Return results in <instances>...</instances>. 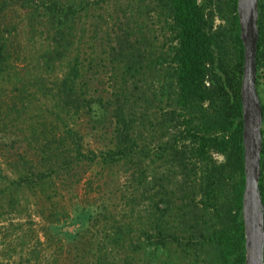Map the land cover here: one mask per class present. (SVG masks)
Instances as JSON below:
<instances>
[{
    "label": "trees",
    "instance_id": "1",
    "mask_svg": "<svg viewBox=\"0 0 264 264\" xmlns=\"http://www.w3.org/2000/svg\"><path fill=\"white\" fill-rule=\"evenodd\" d=\"M18 1L27 9L29 26L45 17L49 30H53L41 54V64L50 67V63L70 55L61 76L51 82L54 105L65 114L109 113L110 123L116 126L110 124L111 147L97 153H82L77 133L62 124H31L17 135L0 134V215L6 208L7 212H15L19 202H28L29 196L35 207L40 205L39 210L41 205L51 204L60 196L57 183L64 186L69 181H80L78 175L86 171L80 160L87 168L93 164L101 168L129 165L124 183L128 182L130 188L124 199L152 208V231L145 241L155 256L167 258V263L190 251L199 257L200 264H243L244 175L239 101L242 45L236 0H155L167 14L173 43L163 85L173 133L156 147L155 160L150 162L157 164L151 171L141 162V155L148 158L149 154L139 149L132 137L133 117L125 106V79L112 90L113 100L110 95L95 94L92 79L85 75L78 55H71V31L79 11L86 8L84 2L40 1L38 12L35 0H15ZM98 1L105 0H95ZM6 6V1L0 2V19ZM256 26L255 88L262 115L257 185L264 228V0H257ZM3 28L7 26L0 22V81L4 76L3 87L27 105L31 94L27 89L33 82L12 71L7 63L8 43L1 34ZM93 59L86 63L87 70L93 68ZM97 61L101 63L102 59ZM16 143L20 149L17 152L12 151ZM67 201L70 217L63 208L55 211L49 221L51 230L66 222L82 228L93 217L91 203ZM63 235L73 241L79 230Z\"/></svg>",
    "mask_w": 264,
    "mask_h": 264
},
{
    "label": "rangeland",
    "instance_id": "2",
    "mask_svg": "<svg viewBox=\"0 0 264 264\" xmlns=\"http://www.w3.org/2000/svg\"><path fill=\"white\" fill-rule=\"evenodd\" d=\"M4 1L8 6L3 9L0 22L7 26L1 32L8 43L7 63L12 71L33 83L27 89L31 94L26 105L20 96L7 92L2 77L0 134L13 136L25 131L28 125L51 122L74 130L82 153L86 150L97 153L111 147L110 124L116 125L110 123L109 113L105 116L65 114L54 105L51 82L61 76L70 55L50 63V67L41 64V54L47 49L53 31L49 30L45 17L29 26L27 9L19 6L21 1ZM40 1L46 0H35L38 12H41ZM55 1L84 2L86 8L79 11L71 31V55H78L85 75L92 79L95 94L110 95L113 100L112 90L125 79L123 84L128 96L125 106L133 117L132 137L137 147L149 154L148 158L141 155V162L151 171L157 164L150 162L155 160L156 147L173 133L163 88L173 44L165 10L155 0ZM91 57L93 68L87 70L86 63ZM17 148L16 143L12 151L20 150ZM83 163L80 160L86 171L78 175L80 181H69L64 186L57 183L60 196L51 204L45 203L39 210L40 205L35 207L34 199L29 196L28 202H19L15 212H7L6 208L0 215V264H200L199 257L190 251L182 252L179 260L167 263V258L151 252L145 236L152 231V208L130 204L124 199L130 188L128 182L124 183L130 173L129 165L101 168L93 164L87 168ZM68 199L81 205L91 203L93 217L82 228L66 222L51 230L49 221L55 211L63 208L70 217ZM75 230H79V235L73 241L64 237L63 234Z\"/></svg>",
    "mask_w": 264,
    "mask_h": 264
},
{
    "label": "water",
    "instance_id": "3",
    "mask_svg": "<svg viewBox=\"0 0 264 264\" xmlns=\"http://www.w3.org/2000/svg\"><path fill=\"white\" fill-rule=\"evenodd\" d=\"M239 40L242 45V75L239 86L241 145L244 184L241 218L244 236L243 264H263V206L258 190L261 151V108L255 88L257 0H236Z\"/></svg>",
    "mask_w": 264,
    "mask_h": 264
}]
</instances>
